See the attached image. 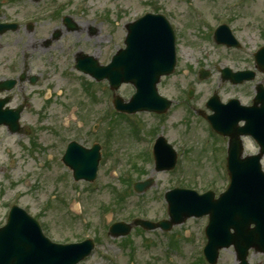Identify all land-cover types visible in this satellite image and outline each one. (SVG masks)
Wrapping results in <instances>:
<instances>
[{
    "label": "rangeland",
    "instance_id": "1",
    "mask_svg": "<svg viewBox=\"0 0 264 264\" xmlns=\"http://www.w3.org/2000/svg\"><path fill=\"white\" fill-rule=\"evenodd\" d=\"M79 1V0H75ZM94 2L93 7L97 8L100 12H103L105 10V6H110L111 10L114 11L111 18V13L109 15L110 18L105 20L106 23H104V17L102 20H98L96 22V25H98L101 28V32L98 34L102 37L105 36L107 48H104L103 52L100 54L102 56V59L110 58V54L115 50L116 47L122 43L121 36H126L125 33V24L127 21L132 20L136 18V16L141 15L143 13H146L148 8H150L149 2L151 0H89ZM158 2L157 7L163 10L166 14H168L171 17V20L175 22V25L178 29L183 28L182 37H180V49L179 53L181 54V66L179 67L176 74H173L171 78H168L162 83V89L168 92L171 96H177L180 97L184 94V85L187 82H195L192 86L197 87V95L195 97V101L193 104L197 105V102L200 103L202 100L206 99L207 96L213 92V91H219L220 96L222 98L228 99L230 96H236L242 100L244 103H248L252 101V96H250L251 90H253V87L251 84L246 83L245 85L240 86H234L231 84H225L221 81L219 70L214 69L215 65L212 63V61H219L221 62V66L228 64L230 66H237L240 68H253V61H250L251 56L253 53L261 46L263 41V32L261 25L264 21V0H252L247 1L246 3H242L243 0H156ZM91 2V4H92ZM192 6H197L200 8H204L206 10L207 15L210 18H213V22H220L221 20H226L230 16L234 17L233 22L231 23V26L235 28L237 36H240L241 39H243L244 46L242 53L238 52H232V51H224L221 50L219 46L213 45L212 43H209L206 40L200 39L201 33L197 29L196 24L193 25H187V20L190 15V11H192ZM228 7H235V9L231 11L226 12V8ZM127 8V9H126ZM250 9L251 13L254 14V10L257 12L255 14H258V18L252 17L250 18L245 17L244 15L247 14L246 11ZM215 16L214 13H216ZM226 12V13H225ZM254 14V15H255ZM119 16H121V19L119 20ZM191 21V20H190ZM115 22H118L119 27L123 28V32L116 33L115 39L112 42V38L109 37L110 33V23L114 24ZM203 34L206 38H212L215 33V30L209 25L208 22L204 21L203 23ZM121 31V29L119 30ZM194 42V43H193ZM200 46V47H199ZM113 49V50H112ZM200 49V50H198ZM198 50V51H197ZM200 66H205L209 70L214 72V76H211L210 78L199 81L197 76L195 75L196 69ZM227 66V65H225ZM235 67V68H237ZM74 86L77 92V96L74 97L76 99L73 102H76V104L81 101L83 98L79 83L74 81ZM191 85V84H190ZM254 86V84H253ZM130 88L123 89L122 91L128 92ZM103 93H98V96L102 95ZM176 98V97H175ZM190 105V104H189ZM191 106V105H190ZM98 106L93 107V110H96ZM175 109L177 110L174 112L172 117L170 119L172 121L178 120L179 123L175 126H171L168 124L166 126V129L168 132H170L172 135L173 140H176L178 143L182 142H188L190 145H195L197 149H203L205 145V141L202 139V134L200 133L202 129V125L196 121L195 116L190 117L187 116V112L182 115L183 109L180 106H176ZM68 112V110L66 111ZM100 112V111H99ZM98 114L96 113L92 115L90 118H88L85 122V127L88 125L87 123L92 121L94 117ZM118 117V116H115ZM143 118L142 115H135L131 116V119H141ZM189 122L191 123L190 126L184 125L183 122ZM159 126H163V123L159 122ZM107 125H105L106 127ZM84 127V128H85ZM104 127V128H105ZM124 127V126H123ZM83 128V129H84ZM125 128V127H124ZM166 132V131H165ZM73 130L68 131V136L74 135ZM167 133V132H166ZM212 139V147L217 149L218 156L224 154V141L222 138L217 137L212 131H209ZM126 134V132H125ZM168 134V133H167ZM82 136V135H80ZM4 140L0 141V190H3L6 188V194L4 198H2V195L0 194V219L2 218V214L5 210V207L2 204L3 199L10 198L15 190H27V193L25 194L24 198H22V202L26 205H29L32 210L41 212V209L43 208V203L46 201H49V198L51 199L52 194H55V191L58 193H64L68 200L69 204L67 207L58 206L57 204L55 207H50L47 211H45L43 214L47 225L49 226L48 229L50 231V237L53 239L61 240L65 237H74V238H85L92 235V227L97 226L98 223H101V216L99 217V206L101 201H108L112 197L113 190H110L107 186H103L101 190H99L98 193H92L90 191V194L88 196H85V202L87 203L88 212L91 213V226L85 227L80 224V222L77 220L76 214H74L70 209L68 210V207L72 206L73 202V196L74 192L70 189V181L71 177L69 174L66 176L65 180H61V177L59 178L60 181L57 183L56 181H52L50 177L57 172V168H59L56 164V162H53L52 167L53 170H44V173L40 175L42 178V186L38 191H34V189L29 190L30 187L25 185L22 181L20 182L19 186L23 187L21 189H18V187H13L7 183L4 177V170L5 167H9L10 164V157L11 156H17L20 158V154H22L24 151L18 146L15 145H9L7 148L1 147L3 145ZM125 142V143H123ZM119 149L121 148L124 152L125 160L124 165H130L133 167V163L139 160L137 156H135L136 153V146L133 144H130L128 134L125 135L122 142H116L115 143ZM248 151L254 152L253 145L248 142ZM8 148L13 150V153H8ZM195 152H197L196 149L190 148L189 151V160L191 162H194L195 166L200 167L201 171L199 173L191 172V173H182L184 176H189L190 180L195 183V185L198 187H195L198 191L200 189H203L205 186L209 183V179L211 177L213 180L216 181L215 188L213 190L219 194L228 186L229 183V175L227 174L226 165H219L218 163H215L216 168H210L209 164L205 159H203V162L201 160V154L198 153L195 155ZM51 154L54 153V155H59V153L50 152ZM211 165V163H210ZM146 173L143 175L144 178L147 177H156V183L153 188H155L154 191H152L157 199H153L148 194L146 195L148 204H151V206H157L159 209H161V202L162 199L159 197V193L163 188V190L166 191L169 187H171V182L175 178L174 175L169 174V172H156L149 168L148 164ZM213 166V164H212ZM214 167V166H213ZM31 168H38V162L35 160H29L28 162L24 163L23 166L18 169L14 170V176L17 179H20V173L24 174L28 172ZM133 169H135L133 167ZM42 173V172H41ZM105 170L102 172V179L104 180L106 178L105 176ZM167 185V186H166ZM170 185V186H169ZM166 186V187H165ZM208 188V187H207ZM89 191V190H88ZM95 203H92L93 201ZM129 203H131V200H129ZM98 213V214H97ZM159 213V212H157ZM156 213V214H157ZM163 214L162 212L160 213ZM124 215H129L125 213ZM151 216H154L155 214H150ZM207 220L201 218L199 220H195L194 218H191L188 223H184L182 225H179L176 227L171 233L173 235H178L180 238L177 239L176 245L177 247H183L188 254V252L193 249H198L199 253L205 244V238L202 237L200 241V234L202 233V229L205 225ZM89 225V224H88ZM82 234V235H81ZM191 236V239H198V243H187L189 240V235ZM102 235L104 236V239L102 238L100 241V244L97 248V251L91 255V257L86 260V262L82 264H109L108 257H110L112 251L109 248H112L116 256L118 257V261L115 264H129L128 261L132 256L135 260L134 264H168L166 261V257L163 254V249L169 247V241L165 246L164 244H161L160 248H157L156 245L150 244L148 240H144L140 236H148L150 237L151 234H139V233H133L131 235L132 241L127 247L121 246L122 239L115 240L113 237L111 238L110 235L106 232H102ZM140 235V236H138ZM78 240V239H74ZM113 240L116 241L113 245ZM166 242V239L164 240ZM103 244V245H102ZM102 245V246H101ZM192 248V249H191ZM224 257L221 260L220 264H236L235 263V252H233V249L225 250L223 251ZM132 259V258H131ZM177 264H186V260L184 258H176ZM250 262L252 264H264V255L261 253L256 254L252 253L250 257Z\"/></svg>",
    "mask_w": 264,
    "mask_h": 264
},
{
    "label": "flooded vegetation",
    "instance_id": "2",
    "mask_svg": "<svg viewBox=\"0 0 264 264\" xmlns=\"http://www.w3.org/2000/svg\"><path fill=\"white\" fill-rule=\"evenodd\" d=\"M98 20H102L98 12H74L58 0H0L1 140L17 141V145L27 141L34 152L41 153H36L39 158L59 153L69 138L67 124L72 121L66 114L72 106L67 97L75 92L70 71L89 57L99 58L104 48ZM194 96L178 97L177 106L183 109L182 115L187 112L190 119L196 115L201 124L204 119L196 111ZM169 120L166 117L161 119L163 126L148 128V149L159 136L172 135L166 126L178 122ZM150 155L149 161L154 158Z\"/></svg>",
    "mask_w": 264,
    "mask_h": 264
},
{
    "label": "water",
    "instance_id": "3",
    "mask_svg": "<svg viewBox=\"0 0 264 264\" xmlns=\"http://www.w3.org/2000/svg\"><path fill=\"white\" fill-rule=\"evenodd\" d=\"M144 21L129 31L132 34L129 35L131 48L128 55L132 67H128V72L134 77H140L141 85L155 83L161 73L171 71L174 58L173 34L169 27L166 28L163 22L155 18L148 17ZM135 31L138 33L136 34ZM138 37L140 40L135 42ZM165 59L170 61L166 62ZM260 61L262 64V58ZM138 63L140 67L136 68L134 64ZM252 123L253 121L250 120V124ZM241 153L242 151L233 146L228 160L232 182L230 188L222 193L221 198L214 200L211 193L200 197L192 195L193 198L189 199L191 192H186L185 198L190 201L188 205L185 204L182 207L180 213L186 217L193 214L197 216L210 214L212 222L207 230L210 235V244L214 241L217 229L228 221L233 223L237 230L233 236L228 230V235L244 252L250 245L264 251V172L259 161L260 155L242 158ZM251 224H255V228L251 229ZM218 230L221 231L220 228ZM25 238L23 237L21 241ZM5 240L0 264H12L13 256L18 259L16 264H76L90 254L93 248L92 241H86L77 245H58L55 250L38 251L28 250L25 242L20 240ZM216 240L221 244L214 247V259L218 256L216 248L224 246L225 241L230 238L224 235L217 237ZM245 261L243 263L247 264Z\"/></svg>",
    "mask_w": 264,
    "mask_h": 264
}]
</instances>
